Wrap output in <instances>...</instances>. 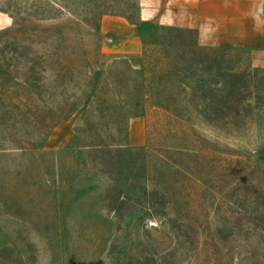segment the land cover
I'll return each instance as SVG.
<instances>
[{
    "label": "rangeland",
    "instance_id": "1",
    "mask_svg": "<svg viewBox=\"0 0 264 264\" xmlns=\"http://www.w3.org/2000/svg\"><path fill=\"white\" fill-rule=\"evenodd\" d=\"M138 3L0 0V150L7 149L0 151V264H264V69L249 68V50L236 56L249 68L248 90L233 105L238 114L186 125L185 137L165 135L169 126L156 113L133 116L129 133L145 143L133 146L129 137V144L148 147L114 152L103 165L98 154H80L90 138L65 150L92 107L56 124L59 85L47 66L54 57L38 43L65 28L102 70L100 86L125 98L141 67L126 59L97 63L95 50L109 42L103 15L137 18ZM143 39L145 48L150 33ZM76 80L82 85L85 76ZM112 133L108 144H124ZM26 143L33 149H18ZM59 168L78 176L75 191L84 189L68 206L57 189Z\"/></svg>",
    "mask_w": 264,
    "mask_h": 264
},
{
    "label": "trees",
    "instance_id": "2",
    "mask_svg": "<svg viewBox=\"0 0 264 264\" xmlns=\"http://www.w3.org/2000/svg\"><path fill=\"white\" fill-rule=\"evenodd\" d=\"M138 8L137 18L114 12L103 15L119 16L137 25L142 39L147 33L151 35V42L145 48L143 39L141 79L133 82L132 92L125 98L117 91L100 86L102 70L100 67L96 70L92 68L87 58L88 51L81 44L69 41L64 32L65 28H56L54 36L50 37L53 42L46 43L48 41L45 40L38 43V46L43 44V47H40L43 55L54 57L48 61L47 66L52 68L53 79L59 85L56 105L59 116L56 124L70 118L83 106L92 107L84 117V127L65 150L70 152L79 141L90 138L87 144L82 146L87 152L80 154L100 155L101 165L107 163L105 160L111 159L114 152L122 151L131 156L134 152L143 151L148 147L146 145L134 148L129 144L128 123L133 116L149 118L151 114L156 113L161 121L169 126L164 130L165 135L179 133L185 137L190 132V128H185L186 125L199 121L213 123L219 118L226 119L238 114L239 108L233 105L248 90L249 76L246 70L250 68L252 71H258L251 65L249 68L241 66V59L236 58L241 51L245 53V49L201 46L197 37L194 41L190 38L192 30L158 27L153 22L143 21L140 17L139 3ZM101 45L99 41L95 50L97 63L100 62ZM81 76H85V83L82 85L76 80ZM128 107L135 108L136 112L127 115ZM174 126L181 127L176 130ZM113 131L123 138L124 144L107 143L106 138L113 139ZM7 140L11 143L17 142L10 136ZM26 144L18 149L23 151L33 149L26 147L30 146V143ZM212 153L209 147L206 154L209 156ZM169 158L167 162L170 161ZM146 170L148 174L151 173L150 167L146 166ZM58 171L62 178V183L57 188L58 193L63 205L68 206L69 203L75 202L77 193L81 195L84 189L78 192L73 189L77 175L65 168H59ZM169 174L167 171L163 172L164 184ZM84 179L86 182L89 180L88 177ZM179 205L181 204L174 206L176 208Z\"/></svg>",
    "mask_w": 264,
    "mask_h": 264
},
{
    "label": "crops",
    "instance_id": "3",
    "mask_svg": "<svg viewBox=\"0 0 264 264\" xmlns=\"http://www.w3.org/2000/svg\"><path fill=\"white\" fill-rule=\"evenodd\" d=\"M140 17L155 25L196 31L199 45L250 51L255 68L264 69V0H139ZM101 59H126L134 68L143 62V39L137 25L119 16H106ZM133 146L143 145L130 135Z\"/></svg>",
    "mask_w": 264,
    "mask_h": 264
}]
</instances>
